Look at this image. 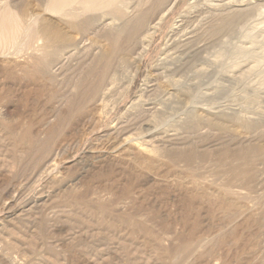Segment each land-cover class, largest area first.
Here are the masks:
<instances>
[{
	"label": "rangeland",
	"instance_id": "obj_1",
	"mask_svg": "<svg viewBox=\"0 0 264 264\" xmlns=\"http://www.w3.org/2000/svg\"><path fill=\"white\" fill-rule=\"evenodd\" d=\"M169 4L172 7L168 6V13H159L161 19L155 29L136 50L138 56L132 52V60L126 56L124 61L122 55L112 66L101 108L105 116L98 124V130L105 131V139L99 138L96 127V133L91 131L96 116L89 109L91 105L86 104L89 110H77L78 116L65 105L64 98H54L52 93L55 89L69 94L71 82L92 64L95 52L98 55L104 44L107 47L106 38L105 43L91 37L81 44L85 51L77 49L68 63L73 67H69L57 89L45 80L35 82L30 76L28 81L29 76L10 73L6 65L0 68V96L5 102L9 100L7 104L18 114L27 116L24 121L17 116L12 122L22 125L23 133L33 130V138L38 141L48 139L52 146L56 143L53 149L59 154L55 170L64 175V181L59 174L60 181L54 179L47 187L27 182V165L33 157L25 152L28 141L21 140L20 130L0 129V208L8 191V198L14 202L5 212L0 209V220L4 219L0 221V264H264V156L250 166L255 177L246 181L240 176L232 178L229 168L233 158L223 160L220 155L225 146L245 149L264 145V0H170ZM224 17L230 18L223 23ZM39 84L43 94L38 91ZM25 93L29 97L23 98ZM53 109L60 117L51 115ZM227 116L242 120H238L242 123L236 125L237 129L235 126L234 134L213 126V121L227 120ZM14 123L11 126L9 122L11 127ZM43 136L46 138L41 140ZM85 137L95 142L88 144ZM138 145L142 147L139 151ZM84 146L94 149L91 156L83 153ZM94 146L100 149L95 151ZM172 147L200 150L207 156L190 167L177 162L172 165L174 170L165 155ZM75 155L79 161L67 164V157ZM97 156L105 164L99 163ZM229 179L235 180L231 182L233 198L224 192ZM41 196L35 205L33 201ZM222 199L237 206L231 209ZM230 213L240 214L236 217ZM191 243L197 246H193L194 251Z\"/></svg>",
	"mask_w": 264,
	"mask_h": 264
},
{
	"label": "bare ground",
	"instance_id": "obj_2",
	"mask_svg": "<svg viewBox=\"0 0 264 264\" xmlns=\"http://www.w3.org/2000/svg\"><path fill=\"white\" fill-rule=\"evenodd\" d=\"M170 0H0V68L3 66H8V71L10 73L16 72L18 74H21V76H30L33 78L35 77L37 82V79L39 81V79L45 80L46 82H48L51 86L50 87H57V85L62 82L61 79H63V76L66 75L67 72H69V67H73V65L71 64V66L68 67V63L70 60H72V57L77 53V49L80 48L81 49V44L87 39H91V37H95L96 41L98 42H104L105 43V38L108 41L107 47L104 46L102 47V49L100 50V52L97 53L95 52V58L93 59V61L91 62L92 64H88L89 67H87L85 69V71H83L82 73H79L78 76L74 77L76 78L74 81L71 82V90L65 92V94L59 90H53V97L54 98H64V103L65 105H67L69 108V110H73L76 111L77 115L79 116L80 113L77 110H84L85 107L87 108L86 104H89V107L91 105V107L89 109H93V112L95 111V113H93V115L95 114L96 116H91L94 117L95 122H94L91 126L89 125V121L88 125L92 128L93 133H96V128L98 130L99 123L102 124V120L105 116V112L104 110H101L102 105L104 103V98H105V81H107V77L110 75L111 69L113 68L112 66L117 62H115V60L122 56L123 58L125 57L124 61L126 60V56L128 58V56L130 54H135V57H137L138 55L136 54V50H138V48H141L144 43L148 40V38L150 37V31L151 29H153L154 27H156L155 25L158 23V21L161 19V15H159V13L161 14V12L166 14L168 12L167 8L170 5L169 4ZM172 1V0H171ZM176 1V0H174ZM232 1V0H231ZM219 5V4H218ZM170 7H172L170 5ZM215 7V6H214ZM235 11V10H234ZM215 12V11H214ZM216 14V12H215ZM228 14V13H227ZM158 15L160 17H158ZM163 15L162 14V19H163ZM240 15V14H239ZM168 16V15H167ZM212 15H210L211 17ZM219 16V15H218ZM226 16V15H225ZM158 18H160L158 20ZM222 18V17H221ZM221 18L219 22H222L223 19V23L226 22V20L230 17H224L221 21ZM158 20V21H157ZM205 20V19H204ZM207 20V19H206ZM214 20V18H213ZM116 21H118L117 24ZM207 24V23H206ZM205 24V25H206ZM219 24V23H217ZM213 23L210 25V27L212 28ZM178 26V25H177ZM158 28V27H157ZM155 29V28H154ZM210 30V29H209ZM207 30V31H209ZM218 30L219 28L217 27L215 29V31ZM156 31V30H155ZM173 32V31H172ZM76 34H79V37H77ZM175 37V36H174ZM152 38V37H151ZM171 38V37H170ZM174 39V38H173ZM172 39V40H173ZM95 41V42H96ZM88 42V41H87ZM85 42V43H87ZM102 43H100L101 45ZM102 44V45H103ZM97 46V44H96ZM91 47V46H90ZM90 47H89V51H90ZM94 47V46H93ZM106 47V48H105ZM168 47V46H167ZM171 47V46H170ZM243 47V46H242ZM88 48V47H87ZM99 48V47H97ZM245 48V46H244ZM243 48V49H244ZM250 48V47H249ZM83 49V48H82ZM81 49V51H82ZM87 50V49H86ZM93 50V49H91ZM99 50V49H98ZM173 50V49H172ZM80 51V50H79ZM85 50H83L82 52H84ZM95 51V49H94ZM145 51V48H144ZM241 52V51H240ZM87 56L85 54V57H88V52ZM244 53H246L244 51ZM181 54V53H180ZM179 54V55H180ZM81 55V53L79 54ZM91 55L94 56V54L91 53ZM97 55V56H96ZM137 55V56H136ZM77 56V55H76ZM82 56H84L82 54ZM91 56V57H93ZM143 56V55H142ZM183 56V54H182ZM260 56V55H259ZM81 57V56H79ZM130 57V56H129ZM140 57V56H139ZM131 58V57H130ZM129 58V59H130ZM133 58V55H132ZM132 58L130 60H132ZM163 58V57H162ZM194 58V57H193ZM90 59V58H88ZM119 59H122L121 57ZM135 59V58H134ZM142 59V58H141ZM140 59V60H141ZM137 60V59H136ZM91 61V60H90ZM119 61V60H118ZM121 61V60H120ZM129 61V60H128ZM115 62V63H114ZM187 62V61H186ZM75 63V61H74ZM73 63V64H74ZM89 63V61L87 62ZM123 63V62H122ZM127 63V62H126ZM118 64V62L116 63ZM120 64V63H119ZM122 65V64H121ZM126 65V64H125ZM115 66V65H114ZM123 66V65H122ZM167 66V65H165ZM164 66V67H165ZM257 66V65H255ZM81 67V66H80ZM121 67V66H120ZM127 67V66H126ZM163 67V66H162ZM83 68V67H81ZM116 68V67H115ZM254 68V66H253ZM73 69V68H71ZM1 70V69H0ZM5 70V69H4ZM75 70V69H73ZM80 70V69H79ZM82 70V69H81ZM201 70V68H200ZM163 71V70H162ZM199 71V70H198ZM1 72V71H0ZM75 73V71H73ZM78 72V71H77ZM3 73V72H1ZM9 73V74H10ZM8 74V73H6ZM17 74V75H18ZM1 75V74H0ZM73 75V74H72ZM9 76V75H8ZM22 76V77H23ZM68 76V74H67ZM71 76V75H70ZM69 78H73L70 77ZM13 76H11L12 78ZM20 77V76H19ZM17 78V77H16ZM15 79V77H14ZM24 80H26L25 78H22ZM65 79V78H64ZM21 80V79H19ZM26 81V82H28ZM32 81V82H34ZM10 82V81H9ZM68 82V81H67ZM66 82V84H68ZM110 82V81H109ZM21 83V82H20ZM44 83V82H43ZM42 83V84H43ZM62 84V83H61ZM23 85V84H21ZM20 85V86H21ZM29 84L27 83V87ZM31 85V84H30ZM40 85V84H39ZM147 85V83H146ZM155 85V84H154ZM19 86V87H20ZM34 86H38V85H34ZM45 86V85H44ZM47 86V85H46ZM60 86V84H59ZM66 86V85H65ZM14 87V86H13ZM33 87V86H32ZM68 88V86H66ZM112 87V86H111ZM110 87V88H111ZM115 87V86H113ZM31 88V86H30ZM34 88V87H33ZM45 88V87H44ZM43 88V89H44ZM49 87L47 86V89ZM21 89V88H19ZM29 89V88H28ZM34 89L35 92L40 91L41 89V85L39 90L37 91V87H35ZM46 89V88H45ZM44 89V90H45ZM46 89V90H47ZM57 89V88H56ZM60 89V88H59ZM66 89V88H65ZM146 89V88H145ZM152 89V88H151ZM31 90V89H29ZM42 90V89H41ZM45 90V91H46ZM50 90V89H49ZM68 90V89H67ZM107 90V89H106ZM115 90V88H114ZM113 90V91H114ZM160 90V88H159ZM8 91V90H7ZM10 91V90H9ZM19 91V90H18ZM21 91V90H20ZM23 91V90H22ZM52 91V90H50ZM48 91V92H50ZM150 91V90H149ZM1 92V91H0ZM14 92V91H13ZM34 92V90H33ZM41 92V91H40ZM111 92V91H110ZM145 92V91H144ZM143 92V93H144ZM187 92V91H186ZM24 93V92H23ZM27 93V92H26ZM25 93V94H26ZM39 93V92H38ZM46 93V92H45ZM67 93V94H66ZM112 93V92H111ZM155 93V92H154ZM158 93V92H157ZM188 93V92H187ZM2 94V93H0ZM18 94V93H17ZM23 95L25 97H29L27 94ZM29 94H32L29 91ZM41 94H43V92H41ZM40 94V95H41ZM47 94V93H46ZM192 94V93H191ZM49 94H47L48 96ZM51 95V94H50ZM113 95V94H112ZM153 95V94H152ZM11 96V95H10ZM9 96V98H10ZM31 96V95H30ZM38 96V95H37ZM3 96H0V129L1 130H7L9 132H15L16 130H20L22 131V125H20L17 120L16 122L18 123V125L16 123H14V121L12 122V120L15 119V117L19 116V119H23V121L27 118V116H24L22 114H18L16 108H13L10 106V104L8 105V101H4V99L2 98ZM49 97V96H48ZM147 97V96H146ZM15 98V97H14ZM21 98V99H20ZM18 99V101L22 100V97H20ZM40 98V96H39ZM52 98V96L50 97ZM49 98V99H50ZM12 99V98H11ZM38 99V98H37ZM168 99V98H167ZM165 99V100H167ZM6 100V99H5ZM58 100V99H57ZM163 100V99H162ZM12 101V100H10ZM14 101V100H13ZM61 101V100H60ZM169 101V100H168ZM23 101H21L22 103ZM59 101H57L56 103H58ZM149 102V101H148ZM164 102V101H162ZM167 102V101H166ZM6 103V104H5ZM20 103V104H21ZM61 103V102H60ZM160 103V102H159ZM59 104V103H58ZM147 104V103H146ZM167 104V103H166ZM16 105V102L15 104ZM65 105H62L65 106ZM162 105V104H160ZM159 105V106H160ZM60 106V105H59ZM130 106V105H129ZM61 107V106H60ZM58 107V108H60ZM141 107V106H139ZM18 108V107H17ZM56 108V107H54ZM144 108V107H143ZM149 108V107H148ZM22 109V108H21ZM37 109V108H36ZM57 109V108H56ZM63 109V108H62ZM65 109V108H64ZM87 108V110H89ZM107 109V108H106ZM163 109V108H161ZM160 109V111H161ZM51 110V109H50ZM54 110V109H53ZM60 112V109H58ZM54 110L53 113L51 111V115L52 116H56V117H60L58 111ZM136 111V110H135ZM222 111V110H221ZM67 112V111H66ZM82 112V111H81ZM89 112V111H87ZM110 112V111H109ZM132 112V111H130ZM129 112V113H130ZM154 112V111H153ZM217 112V111H216ZM61 113V112H60ZM68 113V112H67ZM75 113V112H74ZM79 113V114H78ZM83 113V112H82ZM92 113V112H91ZM70 114V113H69ZM89 114V113H87ZM162 114V113H161ZM92 115V114H91ZM132 115V114H131ZM76 116V115H75ZM127 116V115H126ZM136 116V115H135ZM158 116V114H157ZM160 116V114H159ZM236 116V115H235ZM25 117V119H24ZM51 117V116H50ZM65 117V116H64ZM70 117V116H69ZM128 117V116H127ZM140 117V116H139ZM231 117V116H230ZM228 118L227 116V120H215L213 121V126L219 130L220 132H231V133H235L234 130H236L238 128V126H236L238 123H242V122H238V120L242 121L241 118L239 117V119L235 118ZM246 117V116H245ZM31 118V117H28ZM108 118V117H106ZM263 118V117H262ZM17 119V118H16ZM56 119V122L59 119L54 118V120ZM83 119V118H82ZM192 119V117H191ZM201 119V118H200ZM205 119V118H204ZM225 119V118H224ZM247 119V118H246ZM46 120V119H45ZM51 120V119H50ZM189 120V119H188ZM11 121V124L14 123L15 127H11L13 126V124L10 126L9 122ZM22 121V120H21ZM38 121V120H37ZM79 121V120H78ZM148 121V120H147ZM150 121V120H149ZM148 121V123H149ZM155 121V120H154ZM193 121V119H192ZM32 121L30 120V122H28L29 124H27V126L29 125L31 128L34 125L33 123H31ZM35 122V121H34ZM53 122V120L51 121ZM54 121V123H56ZM84 122V121H83ZM112 122V121H111ZM151 122V121H150ZM254 122V121H253ZM22 123V122H21ZM27 123V122H25ZM78 123V122H77ZM92 123V122H91ZM90 123V124H91ZM106 123V122H104ZM143 123V122H142ZM153 123V122H152ZM246 123V122H245ZM33 124V125H32ZM45 124V123H44ZM47 124H49L47 122ZM57 124V123H56ZM54 124V125H56ZM61 124V123H59ZM56 125V126H60V125ZM109 124V123H108ZM17 125V126H16ZM51 125V124H49ZM106 124H104V128ZM115 125V123H114ZM135 125V124H134ZM151 125V124H150ZM248 125V124H247ZM29 126L27 127V129L29 128ZM102 126V125H101ZM102 126V127H103ZM109 126V125H108ZM153 126V125H152ZM236 126V129H235ZM25 127V125H24ZM34 127V126H33ZM53 126H51L49 129H51ZM64 126H62L63 128ZM96 127V128H95ZM191 127V126H189ZM88 128V127H87ZM94 128V129H93ZM119 128V127H118ZM213 128V129H215ZM244 128V127H243ZM254 128V127H252ZM261 128V127H260ZM58 129V127H57ZM60 129V127H59ZM89 129V128H88ZM133 129V127H132ZM137 129V128H136ZM26 130V129H25ZM30 130V129H29ZM26 130L23 133L22 136V141L27 140L28 141V147L26 148L27 150H25V152L28 154L33 155V157L31 156V160L29 161L28 166V172H26L28 174L27 177V182H29L30 184L33 183L38 184V185H42V186H46L47 184L50 185V182L54 179H57L58 176L61 175V179L63 180V176L61 174L60 171H56L55 167H57V163L55 166L54 161L56 160L55 157L57 155V151L54 150L55 149V144L54 146H52L49 141H47L48 139H46V141L44 142L42 139L46 138L43 136V138H40L42 140L38 141L37 139L33 138L34 132L33 130L29 131ZM87 130V129H86ZM114 130V129H113ZM156 130V129H155ZM172 130V129H171ZM247 130V128H246ZM7 131L5 133H7ZM17 132V133H21V132ZM89 134H90V129L88 130ZM99 132L97 133V135L99 136L100 139H105V131L102 130H98ZM116 131V130H115ZM149 131V130H148ZM233 131V132H232ZM245 131V130H244ZM243 131V132H244ZM249 131V129H248ZM258 131V130H256ZM8 132V133H9ZM57 132V131H56ZM59 132V131H58ZM64 132V131H63ZM62 132V133H63ZM85 132V131H84ZM87 132V131H86ZM85 132V133H86ZM91 132L92 135H94ZM113 132V131H112ZM73 133V132H72ZM77 133V132H75ZM88 133V132H87ZM247 134V132H245ZM58 134V133H56ZM84 134V133H83ZM107 134V133H106ZM136 134V133H135ZM219 134V132H218ZM13 135V134H12ZM11 135V136H12ZM32 135V136H31ZM41 135V134H40ZM59 135V134H58ZM76 135V134H75ZM87 135V134H86ZM96 135V134H95ZM113 135V133H112ZM224 135H228L227 133ZM230 135V134H229ZM90 136V135H89ZM10 137V136H9ZM14 137V136H13ZM21 137V135H20ZM67 137V136H66ZM71 137V136H70ZM110 136L108 135L107 138H109ZM121 137V136H120ZM56 139L58 138L57 136L55 137ZM78 138V137H77ZM86 138V137H85ZM91 138V137H90ZM97 137V139H99ZM126 137H124L125 140ZM136 138V137H135ZM222 138V137H221ZM14 139V138H13ZM52 139V138H51ZM88 138H86L87 140ZM93 139V138H92ZM92 139H88V144H90L89 142H92ZM114 139V138H113ZM137 139V138H136ZM74 140V139H73ZM123 140V141H124ZM127 140V139H126ZM125 140V141H126ZM139 140V139H138ZM78 141V140H77ZM128 141V140H127ZM140 141V140H139ZM54 142V141H53ZM58 142V141H57ZM79 142V141H78ZM95 142V141H94ZM92 142V143H94ZM101 142V141H100ZM106 142V141H105ZM111 142V141H110ZM109 142V143H110ZM130 142V141H129ZM142 142V141H141ZM151 142V141H150ZM80 143V142H79ZM87 143V142H86ZM152 143V142H151ZM150 143V144H151ZM209 143V142H208ZM23 144V143H22ZM85 144V143H84ZM83 144V145H84ZM104 144V143H103ZM102 144V147H103ZM136 144V143H134ZM132 145L135 146L136 145ZM142 144V143H141ZM155 144V143H153ZM108 145V144H107ZM111 145V144H110ZM116 145V144H115ZM115 145L113 146L115 148ZM120 145V144H119ZM159 145V144H158ZM76 146V145H75ZM81 146V145H79ZM89 146V145H88ZM91 146V145H90ZM121 146V145H120ZM130 146V145H129ZM139 146V145H138ZM137 146V147H138ZM141 146V145H140ZM138 147V151L141 150L142 147ZM143 146V145H142ZM168 147V145H166ZM165 146V147H166ZM54 147V149H53ZM82 147V146H81ZM95 147V146H94ZM122 147V146H121ZM124 147V146H123ZM127 147V146H126ZM160 147V146H158ZM165 147H163L165 149ZM166 147V148H167ZM57 148V147H56ZM85 148V146H84ZM95 147V151H96ZM118 148V147H117ZM125 148V147H124ZM124 148L122 150H124ZM144 148V147H143ZM163 148L161 150H163ZM100 149V148H97ZM104 149V148H103ZM120 149V148H118ZM150 149V148H149ZM149 149H147L146 151H148ZM159 149V148H158ZM156 149V150H158ZM172 150H166L165 151V155L166 157H169V162H170V166H172L173 164L179 162L180 164L185 162L186 165H188L189 167L192 166L195 162L199 163V159H204L207 156L206 152H199L196 151L195 149H190V148H186V150H179V149H173V147L171 148ZM61 150V149H60ZM69 150V149H68ZM94 152V149H92ZM88 148L84 149V154L89 153V155L91 156L90 152L92 151ZM117 150V149H115ZM137 152L138 155H140ZM160 150V151H161ZM71 151V150H70ZM81 151V149H80ZM101 151V150H99ZM105 151V150H103ZM153 151V150H151ZM150 151V152H151ZM117 152V151H116ZM141 152V151H140ZM143 152V151H142ZM156 152V151H154ZM92 153V152H91ZM159 153V152H157ZM59 154V153H58ZM149 154V153H148ZM88 155V156H89ZM93 155V154H92ZM99 155V153H98ZM104 155V154H103ZM134 155V154H133ZM142 155V154H141ZM140 155V156H141ZM220 155L223 158V160L225 159H229V157L233 158L231 161V174H232V178L233 177H237L240 176L243 177V179H245L246 181L251 180L254 176V171L252 169V167H250L253 162H255V160H257L258 158L264 156V145H258V146H254V147H250L249 148H237V149H231L228 146H225L222 151H220ZM89 156V158H90ZM95 156V155H94ZM101 156V155H100ZM149 156V155H148ZM219 156V155H218ZM93 157V156H92ZM130 157V156H129ZM21 158V157H20ZM26 158V157H25ZM94 158V157H93ZM98 158V156H97ZM153 158V157H151ZM156 158V157H155ZM158 158H162L161 156ZM157 158V159H158ZM164 158V157H163ZM162 158V159H163ZM219 158V157H218ZM263 158V157H262ZM65 159V158H64ZM99 159V158H98ZM143 159V158H142ZM166 159V158H165ZM21 160V159H20ZM19 160V161H20ZM100 160V161H99ZM99 163L102 162L101 159H99ZM159 160V159H158ZM205 160V159H204ZM264 160V159H263ZM79 161V156L75 155V156H69L67 157L66 163L67 164H73L75 162ZM106 161V160H105ZM112 161V160H110ZM141 161V160H140ZM143 161V160H142ZM145 161V160H144ZM157 161V160H156ZM160 161V160H159ZM183 161V162H180ZM202 161V160H201ZM220 161H222L220 159ZM219 161V163H220ZM228 161V160H226ZM148 162V161H146ZM216 162V161H215ZM104 163V161H103ZM139 163V162H138ZM145 163V162H144ZM168 163V160H167ZM172 163V164H171ZM230 163V162H229ZM105 164V163H104ZM149 164L153 166V164L149 161ZM169 164V163H168ZM102 165V163H101ZM99 165V166H101ZM165 165V164H164ZM179 165V164H176ZM182 165V164H181ZM221 165L223 166L222 162ZM228 165V164H227ZM256 165V164H255ZM26 166V167H27ZM163 166V165H162ZM161 166V167H162ZM154 167V166H153ZM152 167V168H153ZM156 167V166H155ZM160 167V166H159ZM174 167V166H172ZM151 168V171H152ZM158 168V166H157ZM188 168V167H187ZM159 169V168H158ZM161 169V168H160ZM169 169V168H168ZM171 169V168H170ZM27 170V169H26ZM59 170V169H58ZM150 170V169H149ZM175 170V167H174ZM179 170V169H178ZM190 170V169H189ZM226 170V169H225ZM146 171V170H145ZM171 171V170H170ZM184 171V170H183ZM186 171V170H185ZM229 171V172H230ZM59 172V173H57ZM149 172V171H148ZM64 173V172H63ZM176 173V172H175ZM189 173V172H188ZM202 173V172H201ZM60 174V175H59ZM98 174V173H97ZM182 174V173H181ZM157 175V174H156ZM155 175V176H156ZM169 175V174H168ZM178 175V174H177ZM176 175V176H177ZM229 175V174H228ZM154 176V175H153ZM188 176V175H186ZM200 176V175H199ZM198 176V177H199ZM190 177V176H189ZM193 177V176H192ZM196 177V176H194ZM110 178V177H109ZM154 178V177H153ZM180 178V177H179ZM186 178V177H185ZM229 178V176H228ZM191 178H189L190 180ZM197 179V178H196ZM242 179V180H243ZM23 180V179H22ZM58 180V179H57ZM58 180V181H60ZM194 180V179H193ZM201 180V178H200ZM64 181V180H63ZM235 181V180H234ZM234 181H230L226 184L225 186V194L232 196L234 195V192L232 190V188H234L232 186L231 182ZM71 182V181H70ZM227 182V181H226ZM27 183V184H29ZM63 183V182H62ZM65 183V182H64ZM72 183V182H71ZM195 183V182H194ZM198 183V181L196 182ZM195 183V184H196ZM219 183V182H218ZM19 184V183H18ZM23 184V183H22ZM21 184V185H22ZM26 184V185H27ZM116 184V183H115ZM133 184V183H132ZM203 184V183H202ZM234 184V183H233ZM241 184V183H240ZM190 185V184H189ZM216 185V184H214ZM66 186V185H63ZM194 186V185H193ZM239 186V185H238ZM36 187V186H35ZM47 187V186H46ZM97 187V186H96ZM117 187V186H116ZM197 187L199 188V186L197 185ZM196 187V188H197ZM201 187V186H200ZM222 187V186H221ZM23 188V187H22ZM42 188V187H41ZM45 188V187H44ZM50 188V186H49ZM105 188V187H104ZM195 188V186H194ZM203 188V187H201ZM219 188V187H218ZM8 189V188H7ZM16 189V188H15ZM21 189V188H20ZM107 189V187H106ZM115 189V187H114ZM221 189V188H220ZM87 190V189H86ZM93 190V189H92ZM104 190V189H103ZM196 190V189H195ZM216 190V189H215ZM191 191V190H190ZM204 191H208V190H204ZM202 191V192H204ZM223 191V189H222ZM7 192V191H6ZM40 192V191H39ZM44 192V191H41ZM196 192V191H195ZM200 192V191H199ZM223 192V193H224ZM51 193V192H50ZM118 193V192H117ZM194 193V191H193ZM11 194L10 191H8L6 193L7 197H4L5 200L3 203H1V211L5 212V210L9 209L11 204H12V197L11 199L8 198L9 195ZM17 194V193H16ZM41 194V193H40ZM46 194V193H45ZM43 193V195H45ZM48 194V193H47ZM46 194V195H47ZM120 194V193H119ZM131 194V193H130ZM196 194L198 195V192H196ZM201 194V193H200ZM203 194V193H202ZM211 191H210V195H211ZM214 194V193H213ZM217 194V193H216ZM221 194V192H220ZM191 195V194H190ZM196 195V197H197ZM219 195V194H218ZM225 195V197H226ZM11 196V195H10ZM188 196V194H187ZM21 197V196H20ZM25 197V196H24ZM193 197H195V194H193ZM245 197V195H244ZM247 197V196H246ZM26 198V197H25ZM43 198V196L40 197V199L34 200L33 203L36 205L39 200H41ZM98 199V197H96ZM120 198V197H119ZM190 198V197H189ZM243 198V197H242ZM241 198V199H242ZM248 198V197H247ZM226 199H228L226 197ZM236 199V197H235ZM234 199V200H235ZM240 199V200H241ZM244 199V198H243ZM190 200V199H189ZM223 200V199H222ZM237 200H239L238 198L236 199V202H238ZM224 201V200H223ZM227 201V200H226ZM224 201V202H226ZM230 201V200H228ZM228 201L226 203H228ZM29 202V201H28ZM130 203V202H129ZM14 204V202H13ZM111 204V203H110ZM124 204V202H123ZM229 204V203H228ZM238 204V203H237ZM239 204H241L239 202ZM17 205V204H16ZM34 205V206H35ZM126 205V204H125ZM135 205V204H134ZM227 205V204H226ZM230 205V204H229ZM242 205V204H241ZM240 205V206H241ZM120 205H118L119 207ZM122 206V205H121ZM195 206V205H194ZM223 206H225V204H223ZM235 203L231 202L230 207H232L231 209L235 208ZM239 206V207H240ZM124 207V205H123ZM197 207V206H196ZM228 207V205H227ZM243 207V206H241ZM12 208V207H11ZM122 207H120L121 210ZM126 208V207H125ZM124 208V209H125ZM191 208V207H190ZM193 208V207H192ZM220 208V207H219ZM229 208V207H228ZM122 208V210H124ZM127 209V208H126ZM218 209V208H217ZM105 211L107 209H104ZM128 210V209H127ZM221 210V209H220ZM237 209H235L234 211H236ZM99 211H101V209H99ZM115 211V210H114ZM219 211V210H218ZM233 211V212H234ZM123 212V211H122ZM216 212V210H215ZM221 212V211H220ZM238 212V211H236ZM244 212V211H243ZM247 212V211H245ZM241 213V212H240ZM239 213V214H240ZM5 214V213H4ZM223 214V211H222ZM227 214V212H226ZM233 214L236 216V214L239 216L238 213H230V215ZM244 214V213H243ZM115 215V214H113ZM228 215V214H227ZM226 215V216H227ZM8 216V215H7ZM232 216V215H231ZM236 216V217H238ZM242 216V213L241 215ZM10 217V216H9ZM229 217V216H228ZM234 217V216H233ZM4 218V217H3ZM13 218V217H12ZM232 218V217H231ZM230 218V219H231ZM240 218V217H239ZM238 219V218H237ZM4 220V219H2ZM0 220V221H2ZM7 220V219H6ZM13 220V219H12ZM3 223V221H2ZM9 223V222H8ZM1 227V225H0ZM166 227V226H165ZM2 230V229H1ZM225 231V230H224ZM220 233V232H219ZM225 233V232H224ZM179 235V234H178ZM180 236V235H179ZM191 236V235H190ZM181 237V236H180ZM178 237V239L180 238ZM159 239V238H158ZM226 240V238H224ZM164 240V239H163ZM169 240V239H167ZM218 240V239H217ZM237 240V239H236ZM186 241V240H185ZM219 241V240H218ZM217 241V244H218ZM197 242V241H196ZM203 242V241H201ZM199 243V242H198ZM205 243V242H204ZM206 244V243H205ZM164 245V244H163ZM187 245V244H186ZM190 246L192 245L189 244ZM202 245V244H201ZM193 246L195 247V245L193 244ZM203 246V245H202ZM197 247V246H196ZM195 247V249H196ZM189 249V246L186 247ZM185 248V249H186ZM187 250V249H186ZM185 251V250H184ZM194 251V248H193ZM187 252V251H186ZM190 256V254H189ZM188 256V257H189ZM186 257V256H185Z\"/></svg>",
	"mask_w": 264,
	"mask_h": 264
}]
</instances>
